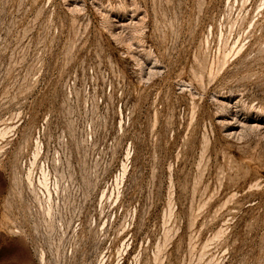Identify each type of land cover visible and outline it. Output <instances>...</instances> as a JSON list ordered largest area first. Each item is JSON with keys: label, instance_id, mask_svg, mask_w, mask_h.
I'll list each match as a JSON object with an SVG mask.
<instances>
[{"label": "rangeland", "instance_id": "1", "mask_svg": "<svg viewBox=\"0 0 264 264\" xmlns=\"http://www.w3.org/2000/svg\"><path fill=\"white\" fill-rule=\"evenodd\" d=\"M0 264H264V0H0Z\"/></svg>", "mask_w": 264, "mask_h": 264}]
</instances>
